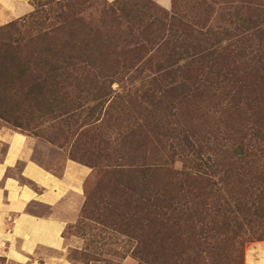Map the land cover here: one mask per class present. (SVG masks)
Returning <instances> with one entry per match:
<instances>
[{
	"label": "trees",
	"instance_id": "trees-1",
	"mask_svg": "<svg viewBox=\"0 0 264 264\" xmlns=\"http://www.w3.org/2000/svg\"><path fill=\"white\" fill-rule=\"evenodd\" d=\"M175 1L166 11L151 0H32L29 15L0 27L6 84L71 114L63 136L98 133L81 152L92 169L107 164L110 196L86 193L83 229L123 236L140 264L168 260L172 243L175 264H243L241 240L264 239V10L254 4L264 1L192 0L190 20ZM117 109L137 122L109 118Z\"/></svg>",
	"mask_w": 264,
	"mask_h": 264
},
{
	"label": "crops",
	"instance_id": "crops-1",
	"mask_svg": "<svg viewBox=\"0 0 264 264\" xmlns=\"http://www.w3.org/2000/svg\"><path fill=\"white\" fill-rule=\"evenodd\" d=\"M31 1L0 0V27L29 15ZM151 1L172 9L173 0ZM34 144L0 127V264H68L63 234L78 219L91 170L73 161L60 174L47 170L33 160ZM244 257L264 264V242L249 245Z\"/></svg>",
	"mask_w": 264,
	"mask_h": 264
},
{
	"label": "rangeland",
	"instance_id": "rangeland-1",
	"mask_svg": "<svg viewBox=\"0 0 264 264\" xmlns=\"http://www.w3.org/2000/svg\"><path fill=\"white\" fill-rule=\"evenodd\" d=\"M59 1V0H58ZM213 1V2H212ZM220 0H207V4L213 5L216 8L217 2ZM264 1V0H263ZM192 0H176V10L181 12L183 15L186 16L187 20H190V17L193 15V5ZM237 0H226L224 3L221 2L222 5H227L228 7L232 8L236 4ZM255 5H260V8L264 10V2L254 1ZM31 6L33 8L32 2ZM33 11V10H32ZM171 11V10H170ZM202 13V12H201ZM221 47L226 48L227 45L230 44L231 40L229 41L227 38L221 37ZM5 49H0V127L5 128L7 130L19 132L31 137L34 140V155L33 160L40 164L43 168L54 171L57 174L62 172L65 162L73 161L80 165L86 166L91 170L85 184H84V203L86 199V193L93 192L95 193V197L99 199L100 195L99 192L103 194L109 195L105 191V187H101V179L103 177V172L105 171L104 166L107 164L105 162L98 163L96 169H92L90 162L84 156H82V150L87 149L81 145V143L85 141L86 137L88 136L89 139L96 137L98 133H94L93 127H85L82 130L77 129V135L71 138L72 133H68L67 136H63L61 126L58 125L60 120L67 119L66 117H72L71 114L68 116H61L60 112L50 113V110H55V108H46V104L43 101H38L35 96L37 93V89H32L33 87H7V53ZM117 85H113V90H117ZM129 89V87L127 88ZM94 100L91 96L87 99L88 104H84V108L93 107ZM106 109V108H105ZM105 109L99 115L100 118L104 119ZM114 113H109L108 117L115 118L118 122L121 123H129L132 122L136 123V119L132 117V115H121L118 114V109L116 111H112ZM117 113V114H116ZM98 114V113H97ZM95 114L93 118H97ZM134 114V113H133ZM124 116V118H123ZM78 121L84 119V113L81 114L79 118H76ZM124 119V120H123ZM81 122H79L80 124ZM110 125L112 123H109ZM89 130L90 133H81L83 131ZM66 131H69L66 129ZM83 136H86L83 138ZM77 137L78 146L75 147V141ZM153 152V147L149 146L147 148V156L148 160L147 163H151V154ZM163 156V157H162ZM162 157V161L166 160V155L162 154L159 158ZM75 160V161H74ZM146 161V160H145ZM139 163V162H138ZM145 163L142 161V164ZM175 170H181L182 165L179 162H175L173 165ZM105 194V195H106ZM110 196V195H109ZM102 197V196H101ZM107 198V196H105ZM103 199V198H102ZM108 199V198H107ZM109 200V199H108ZM83 203V206H84ZM82 206V208H83ZM82 208L79 211L77 221L69 225L66 229L64 238L66 240L67 248L63 253V259L68 264H110V261L113 264H140L139 260L132 256V252L134 251L135 244L132 243L133 247L127 243V239L123 236H120L112 231L102 228L99 225L92 224L89 228H82L84 225L80 224V219L82 216ZM85 216V215H84ZM86 218V216H85ZM104 225H107L103 218ZM88 223V220H85V224ZM105 235L111 236L109 241H102L100 237H104ZM257 242H264V239L261 238L259 241L254 240L248 237H244L241 240L243 244V256H245V249L254 243ZM105 243L110 244V246L105 245ZM144 245H146L144 243ZM176 248L178 249L179 246L175 243H172L168 248V254L170 257V250ZM165 249V248H164ZM151 251L154 252L155 250L148 246L143 247L140 251ZM127 252V253H126ZM88 256L86 258L84 255ZM96 253V254H95ZM119 253V258L115 256V254ZM101 259H98L99 255ZM105 255V256H104ZM113 255V256H112ZM126 256V257H124ZM125 258V259H122ZM168 257V260H164L161 256H156L153 258H148L150 264H175L176 259ZM106 262H102L101 260ZM94 260H99L101 262H94ZM210 264H234L232 262H225L223 260H216L212 261ZM240 264V260H239ZM243 264H245V257L243 260Z\"/></svg>",
	"mask_w": 264,
	"mask_h": 264
}]
</instances>
